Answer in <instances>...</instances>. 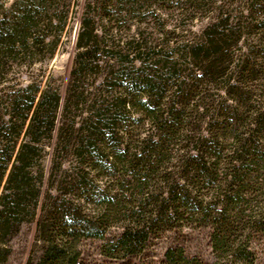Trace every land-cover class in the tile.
I'll return each instance as SVG.
<instances>
[{
  "label": "trees",
  "instance_id": "obj_1",
  "mask_svg": "<svg viewBox=\"0 0 264 264\" xmlns=\"http://www.w3.org/2000/svg\"><path fill=\"white\" fill-rule=\"evenodd\" d=\"M75 0H0V65L54 55ZM65 90L28 86L0 123V260L35 223L25 264L114 259L210 230L212 258L264 255V0H77ZM201 20L199 29L194 22Z\"/></svg>",
  "mask_w": 264,
  "mask_h": 264
},
{
  "label": "rangeland",
  "instance_id": "obj_2",
  "mask_svg": "<svg viewBox=\"0 0 264 264\" xmlns=\"http://www.w3.org/2000/svg\"><path fill=\"white\" fill-rule=\"evenodd\" d=\"M69 14L66 27L60 37L57 49L53 56L39 50L34 54L20 58L5 67L0 65V123L8 118L9 99L28 86H38V98L41 91L52 86L62 93L68 79V74L74 60L75 42L79 29V10L77 0ZM9 8L14 0H3ZM0 13H3L0 10ZM203 21L196 20L193 29H199ZM35 235V223L26 222L20 232L9 242L10 253L6 261L0 264H25L32 249ZM102 241L99 239L84 240L81 245L79 264H163L165 252L168 248L181 247L187 255H197L205 261L212 258L210 230L201 228H184L167 232L153 238L147 249L140 255L124 259H114L101 253ZM258 264H264V255Z\"/></svg>",
  "mask_w": 264,
  "mask_h": 264
}]
</instances>
